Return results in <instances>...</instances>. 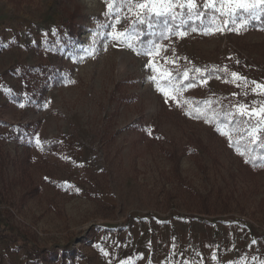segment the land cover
I'll return each mask as SVG.
<instances>
[{"label":"rangeland","instance_id":"1","mask_svg":"<svg viewBox=\"0 0 264 264\" xmlns=\"http://www.w3.org/2000/svg\"><path fill=\"white\" fill-rule=\"evenodd\" d=\"M139 2L0 0V222L55 253L42 264L253 263L264 7L155 17ZM0 264L25 251L0 240Z\"/></svg>","mask_w":264,"mask_h":264},{"label":"trees","instance_id":"2","mask_svg":"<svg viewBox=\"0 0 264 264\" xmlns=\"http://www.w3.org/2000/svg\"><path fill=\"white\" fill-rule=\"evenodd\" d=\"M160 28L158 31L153 36L146 35V31H144V37L143 39L145 41H149L150 39L154 40V43H157L160 39L161 34L164 33V28H163V22L161 21V24L159 25ZM70 37L77 36L76 31L71 30L69 31ZM52 69L49 68L48 66H43L40 68V73H42L43 77H47L52 73ZM58 76V75H55ZM58 77H55V80H57ZM190 81H186L187 83ZM44 90L40 91L39 93H36L35 98H39V101L44 97ZM218 116H220L218 114ZM221 122H227V118L225 117H220ZM226 120V121H225ZM44 150L46 151H55L57 150L56 144H51L48 146L43 147ZM247 153V151H245ZM264 157V137L261 136L258 141L253 144L250 148L249 155H247L246 159V165L247 166H252L253 169L261 167V164H264V161L262 158ZM19 235V234H18ZM15 235L14 233L11 232V230L4 225L2 222H0V240H8L12 244L16 246L18 250H24L26 259L28 264H42L45 263L46 261L48 262H54L56 260V255L55 253H52L51 251L45 250V249H37L27 237L23 236H18ZM67 254V249L63 250V253L61 255L62 258L64 259H69V263H72V258L71 255L70 257L66 255ZM69 257V258H68Z\"/></svg>","mask_w":264,"mask_h":264},{"label":"snow or ice","instance_id":"3","mask_svg":"<svg viewBox=\"0 0 264 264\" xmlns=\"http://www.w3.org/2000/svg\"><path fill=\"white\" fill-rule=\"evenodd\" d=\"M217 0H205L204 8L207 10L209 8H215ZM221 9L224 8V6L227 4L228 10L227 12H222L224 15H229L234 17L237 12L244 11L249 14H252L257 10L258 8L264 7V0H219ZM157 5H160V7L157 8ZM173 5H176L177 7L184 8L187 7L189 11L196 10L197 15H203V13H200L198 11V5L195 3V0H183V2H178V0H142V2H139L135 4L136 8L144 9L148 12L149 15L155 16V17H162L167 16L172 10ZM113 5L108 4V7L111 8ZM131 10V9H130ZM144 13H137V19L140 20V23H144L143 19H140L141 16H143ZM175 19V17H172ZM225 24H227V21H225ZM151 26V25H149ZM195 31V29H193ZM218 31L220 29H217ZM118 35H125L124 33H118ZM153 48H158V45H153ZM158 54V52H157ZM149 56L152 55V52L150 51L148 53ZM151 63V61H149ZM195 71L200 72V69H196ZM233 77H236V73H232ZM258 87H260L258 85ZM243 107V106H240ZM255 111V110H252ZM261 113H264V107H261L259 109ZM244 114L243 112L241 113ZM253 141L255 142V138H253Z\"/></svg>","mask_w":264,"mask_h":264},{"label":"crops","instance_id":"4","mask_svg":"<svg viewBox=\"0 0 264 264\" xmlns=\"http://www.w3.org/2000/svg\"><path fill=\"white\" fill-rule=\"evenodd\" d=\"M253 252L255 253L253 254ZM247 255L253 256L251 258V261H253V263L250 264H264V244H261L256 251L252 248H248ZM256 260L260 261V263H256Z\"/></svg>","mask_w":264,"mask_h":264}]
</instances>
